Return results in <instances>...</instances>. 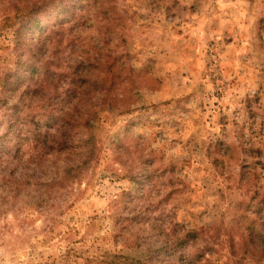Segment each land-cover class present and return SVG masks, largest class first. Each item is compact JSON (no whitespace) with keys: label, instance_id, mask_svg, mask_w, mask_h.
<instances>
[{"label":"rangeland","instance_id":"rangeland-1","mask_svg":"<svg viewBox=\"0 0 264 264\" xmlns=\"http://www.w3.org/2000/svg\"><path fill=\"white\" fill-rule=\"evenodd\" d=\"M44 1L0 0V264H115L96 253L102 243L120 244L115 223L127 220L123 213L135 211L144 199L145 181L132 180L143 162L157 169L152 191L158 185L175 189L177 213L187 210L199 220L198 232L210 225L196 253L201 264H258L262 241L252 245L257 252L245 256L239 233L248 226L244 212L252 220L264 216L257 212L264 200V38L257 39L264 32V0L72 5L63 21L74 30L62 34V58L81 69L84 63L85 83L96 93L111 91L114 102L94 111L87 96L82 98L83 111L96 113V124L78 130L73 144L92 135L88 162L83 163L90 145L39 156V163L29 157L37 164L31 167L25 161L29 131L13 122L32 124L37 110L31 108L43 102L42 93L32 100L26 90L20 93L21 109L14 106L17 94L7 104L3 91L10 88L6 76L14 74L19 87L30 80L33 70L16 30L28 23L29 9ZM46 15L39 13L37 33L56 16ZM133 71L134 80L128 75ZM233 162L245 175L227 195L214 172ZM34 182L35 190L28 191ZM113 196L119 199L118 213ZM189 241L195 246L196 237ZM189 241L155 247V264H191ZM121 264L139 261L128 257Z\"/></svg>","mask_w":264,"mask_h":264},{"label":"trees","instance_id":"trees-1","mask_svg":"<svg viewBox=\"0 0 264 264\" xmlns=\"http://www.w3.org/2000/svg\"><path fill=\"white\" fill-rule=\"evenodd\" d=\"M63 1L45 0L41 4L35 3L27 12L30 15L28 23L21 24L16 30L19 40L25 43V53H28L29 56L26 62L29 68L33 70L25 94L30 96L32 100L35 99L38 93H42L43 102L37 108H31V110H37L35 111L36 114L32 116V124L22 119L15 120L13 125L23 123L24 127H27L29 136L26 143L31 145L33 151L38 152V156H44L51 152L61 153L77 148H81L83 151L86 149V145H90L89 151L86 150L88 156L83 161V163H86L91 159L94 151L92 135L90 134L88 138L81 137L76 145L73 144V141H75L74 138L78 130L91 128L96 124V113L83 111L81 106L83 96H87V90H84V86L88 85L85 81L88 79L89 73L83 69L84 63L81 64V69L79 66L75 67L71 59L65 63V58H62V45L64 43L62 34L67 30L68 34L72 35L74 30V25L65 28L63 19L68 18L70 15H64V13L69 12L72 5L75 7L82 0H67L70 4H66V6L60 5ZM41 12H45L46 16H56H54L52 23H48L47 29L37 33L35 29H41L42 26L39 23L40 17L38 16ZM104 76L105 73L100 74V80ZM5 81L7 83L6 87H10L8 92L3 91V93H6L5 102L8 104L7 101L15 97L20 87L14 85L18 84V82H14V74L11 78L6 76ZM76 82L77 84H75ZM43 89L46 90L45 94ZM74 101H79V105L72 107ZM7 104L6 106H8ZM18 105L22 109L23 101L17 100L14 106L17 107ZM17 145L21 147L23 142H17ZM156 174L157 169L152 163L143 162L138 174L132 176V180L145 181L142 194L144 198L155 187ZM257 205H259L257 212L264 213V200L258 202ZM251 217L247 211L242 214V218H245L248 226L246 230L240 231L239 241L245 248V256H251L254 252H257L252 245H255L256 241H262L263 249L256 260L258 264H264V216H257V221L254 220L255 218H253V221ZM197 235V233H192L188 238L178 241L182 244ZM229 236L234 241V236L232 234Z\"/></svg>","mask_w":264,"mask_h":264},{"label":"clouds","instance_id":"clouds-1","mask_svg":"<svg viewBox=\"0 0 264 264\" xmlns=\"http://www.w3.org/2000/svg\"><path fill=\"white\" fill-rule=\"evenodd\" d=\"M100 8L109 7L108 4H101ZM264 7V5H261ZM98 11L95 9L94 12ZM264 38V32L257 37L261 42ZM5 45L8 44V40L3 41ZM132 68L135 70V64ZM138 71V70H136ZM130 79L134 80L135 72L128 73ZM28 85H21L16 95V100H19L20 93H23ZM84 90H87V99L94 105V111H98L100 108L106 106L109 102H114L111 91L105 90L101 93H96L94 88L89 85L84 86ZM99 96V99L97 98ZM27 102V98H25ZM79 105V101H74L72 107ZM71 110V108H70ZM27 155L25 161L30 164L31 167H36L37 164H33L29 161V157L36 159L39 163L38 153L32 150L31 145H25ZM162 164H166V161H162ZM216 183L225 187V193L230 195L240 185V181L244 177L241 167L236 166V162H233L232 167L225 170L221 166L218 170H215ZM87 180V177H84ZM168 177H164V183L167 185ZM182 179V177H179ZM178 182V181H177ZM261 184H264V178L261 180ZM128 185L121 184L119 188L125 189ZM28 191L35 190V182L33 185H29ZM210 191H215L214 186H210ZM87 192V188L84 189ZM119 194V192H118ZM113 200L114 212L119 211V199L115 196L111 197ZM215 199V198H212ZM176 191L170 190L167 187H161L158 185L150 195L146 196L137 205H135V211H129L123 213L125 217H128L123 223H115V231L120 233V244L113 246L110 242L102 243L100 250L96 253L97 257L100 253L103 256L100 260L115 261V264H121L122 259L133 257L139 261V264H155V258L153 251L155 247L163 245L165 243L171 245L178 240H184L192 233H197L195 246H192L189 241V258L191 264H201V260L196 259V253L202 249L205 243L204 237L208 235L207 225L204 231H197L199 220H193L188 214L187 210L181 211L179 214L176 211ZM210 212H215V209L209 208ZM134 218V219H133ZM106 231H108L106 229ZM151 246V247H150ZM179 255V253L177 254ZM165 264H175V261H166Z\"/></svg>","mask_w":264,"mask_h":264}]
</instances>
